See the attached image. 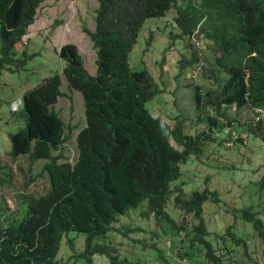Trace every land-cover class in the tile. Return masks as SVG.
Instances as JSON below:
<instances>
[{"label": "trees", "instance_id": "obj_1", "mask_svg": "<svg viewBox=\"0 0 264 264\" xmlns=\"http://www.w3.org/2000/svg\"><path fill=\"white\" fill-rule=\"evenodd\" d=\"M44 1L0 0V76L3 71L18 72L32 57L26 50L16 56L14 47ZM96 1L94 28L82 27L95 49V73L87 71L74 43L58 49L67 88L80 91L84 103L85 124L75 136L78 153L73 163L64 159L63 145L76 126L66 124L54 108L59 97L66 96L59 74L43 78L22 95L25 124L9 133L8 154L13 159L25 154L28 168L45 160L30 180L45 174L49 189L24 196L26 209L20 219H0V264H99L96 256L104 257L105 264H148L151 259L172 264L167 252L175 249L196 264H241L251 257V244L238 236L235 223L223 234L208 230L203 208L209 200L218 201L217 192L209 186L187 188L182 166L192 158L203 160L209 143L246 146L252 137L264 142L262 119H239L244 108H264V0ZM170 10L178 30L170 31V44L185 39L186 50L178 53L175 80L186 70L199 69L217 88L195 83L191 91L197 116L179 113L165 122L148 107L163 93L161 86L146 67L132 68L129 54L144 21ZM61 22L54 20L52 27ZM153 35L149 30L147 42ZM192 37L202 41L201 50L189 43ZM206 52L210 61L203 59ZM188 124L203 128L192 133ZM257 183L261 198L264 175ZM169 201L177 217L167 211ZM253 209L247 205L232 211L264 244V207ZM135 210L151 227V242H140L141 247L111 236L117 231L129 239L131 231H145L121 224ZM70 231L84 235V246L62 262L56 255ZM211 233L215 238L210 240ZM67 243L73 249L74 237Z\"/></svg>", "mask_w": 264, "mask_h": 264}, {"label": "rangeland", "instance_id": "obj_2", "mask_svg": "<svg viewBox=\"0 0 264 264\" xmlns=\"http://www.w3.org/2000/svg\"><path fill=\"white\" fill-rule=\"evenodd\" d=\"M96 8V0H45L37 9L36 19L27 28L26 35L14 47L16 56H21L23 50H26L28 54H33L32 57L18 72L3 71L0 76V219L4 223L16 218L20 219L25 213L24 196L40 195L49 189V180L45 174L37 180H30L40 171L45 160L40 159L28 168L25 154L13 159L8 152L10 151L9 133L15 132L25 124L22 113L23 93L54 73L59 74L62 80L60 89L66 94L59 97L54 108L58 110L66 124L76 126L71 132V137L63 145V156L72 163L77 157L75 136L85 124L83 96L80 91L67 88V80L62 72L64 62L59 57L57 49L62 44L74 43L87 71L90 74L95 73V49L82 27L85 26L90 30L94 28ZM172 16L173 11L170 10L163 17L146 19L129 54V63L132 68L146 67L161 86L163 93L156 96L148 107L154 115L160 116L165 122L170 120V116L179 113L192 118L197 116L191 91L195 83H202L205 88H217V84H211V80L204 77L199 69L186 70L177 78L178 81L175 80L178 73L176 63L178 53L179 51L184 53L186 50L183 46L185 39H178L174 44H170V31L178 32L173 27ZM54 20H62V22L52 27ZM149 30H153L154 35L150 42H147ZM188 41L199 50L203 47L202 41L196 38L192 37ZM205 58L210 61L212 56L206 52L203 56L204 60ZM228 111L231 116H234L233 107ZM239 115V119L243 121L246 118H252L254 112L250 108H244ZM187 127L192 133L203 128L202 125H198L195 129L191 124ZM235 129L239 128L235 126ZM238 145L226 143L218 147L216 142L209 143L204 149V159L201 161L190 159L182 166V171L187 181V188L201 185L200 188L203 189L209 186L217 192L218 201L209 200L203 208L208 230L213 234H223L228 225L235 223L234 229L238 236L247 239L251 244V257L243 258L241 264H255V261L258 264H264V244L252 235L253 229L250 224L235 219L232 211L233 208L240 209L247 205H253V210L256 212L264 207V193L260 198L257 190V182L264 175V142L252 137L246 146ZM167 211L173 216L178 215L171 201L168 203ZM261 215L264 216V214ZM123 223L127 228L140 226L145 228V231H131L127 236L129 239H122L120 233L113 231L111 235L114 236L113 240L120 239L123 244L130 242V245L133 244V240L138 247H141L140 242L143 241L150 244L151 227L148 221L140 218L137 210L130 211L125 218H122L121 224ZM212 233L207 236L210 240L215 238ZM68 237H74L73 249L67 243ZM166 244L168 245V242ZM83 246L84 235L70 231L62 237L56 258L63 262L70 254L81 250ZM138 254L140 253L128 255L136 257ZM167 255L172 264H196L195 261L180 255L176 249L167 252ZM144 256V259L148 261L149 256ZM96 257L97 260L99 259V264H105L104 257ZM76 262L82 264L81 260ZM148 264L167 263L151 259Z\"/></svg>", "mask_w": 264, "mask_h": 264}, {"label": "built area", "instance_id": "obj_3", "mask_svg": "<svg viewBox=\"0 0 264 264\" xmlns=\"http://www.w3.org/2000/svg\"><path fill=\"white\" fill-rule=\"evenodd\" d=\"M254 118H255L256 120H258V119H262V120L264 121V109H258V110H257V113H256L255 116H254ZM229 130H230V128H229V127H226L225 130H224V132H225V133H228ZM235 137H236V134H233V138H235ZM230 144H232V143L230 142Z\"/></svg>", "mask_w": 264, "mask_h": 264}, {"label": "clouds", "instance_id": "obj_4", "mask_svg": "<svg viewBox=\"0 0 264 264\" xmlns=\"http://www.w3.org/2000/svg\"><path fill=\"white\" fill-rule=\"evenodd\" d=\"M36 19V18H35ZM30 26V25H29ZM28 26V27H29ZM26 35V34H25ZM58 49H59V47H58ZM58 49H57V51H58ZM261 109H264V108H261ZM258 110V109H257ZM257 110L256 111H253L254 112V115H253V117L252 118H254V116H255V114L257 113ZM255 119V118H254ZM256 120V119H255ZM264 122V121H263Z\"/></svg>", "mask_w": 264, "mask_h": 264}]
</instances>
